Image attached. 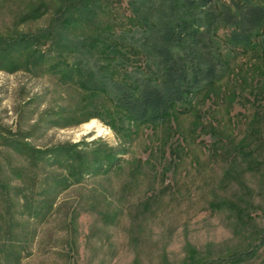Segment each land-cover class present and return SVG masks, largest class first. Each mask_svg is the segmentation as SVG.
<instances>
[{"label": "rangeland", "instance_id": "rangeland-1", "mask_svg": "<svg viewBox=\"0 0 264 264\" xmlns=\"http://www.w3.org/2000/svg\"><path fill=\"white\" fill-rule=\"evenodd\" d=\"M63 1L0 0V264H264L260 54L232 56L235 74L215 85L220 94L201 93L165 125L114 130L106 100L92 109L73 81L49 71L42 55L61 52L49 38L23 49L22 38L50 27ZM130 11L128 0H106L93 24L63 38L90 39L110 21L123 31ZM142 63L133 59L131 71ZM63 145L87 161L110 154L120 163L58 187L63 168L40 156L64 160L52 152Z\"/></svg>", "mask_w": 264, "mask_h": 264}, {"label": "trees", "instance_id": "trees-1", "mask_svg": "<svg viewBox=\"0 0 264 264\" xmlns=\"http://www.w3.org/2000/svg\"><path fill=\"white\" fill-rule=\"evenodd\" d=\"M105 2L64 0L50 27L22 38L21 43L24 50H34L49 38L51 46L61 50L57 57L42 55L49 71L73 81L92 109L100 99L106 100L113 110L106 112L111 119L107 122L114 130L130 133L132 127L156 129L174 119L181 109H190L201 93L203 100L217 96V91L219 95V86L217 89L215 85L235 74L234 69L230 70L232 56L254 52L264 62V3L255 0H128L131 15L123 31L110 21L102 27L94 26L96 31L90 39L81 37L68 43L63 38L69 28L93 24ZM223 27L229 33L223 39L217 38ZM259 34H263L261 45L254 42ZM125 39L131 45H124ZM11 46L14 48L16 42ZM78 52L83 57L91 55L92 61L83 64L76 56ZM137 58L144 64L131 71L133 59ZM76 147L63 145L54 149V154L64 156L61 161L40 156L47 164L63 168L65 175L58 187L64 184L66 189L71 182H79L94 166L101 173L120 163L110 154L106 159L104 154L101 160L93 156L88 161L82 156L83 160L77 156ZM46 154L51 152L43 155ZM37 216L35 211L30 217ZM14 238L7 239L9 247H13Z\"/></svg>", "mask_w": 264, "mask_h": 264}, {"label": "bare ground", "instance_id": "bare-ground-1", "mask_svg": "<svg viewBox=\"0 0 264 264\" xmlns=\"http://www.w3.org/2000/svg\"><path fill=\"white\" fill-rule=\"evenodd\" d=\"M93 124H94V123H90V124L85 125V126H84V129H85V130H90V129H92V128L94 127Z\"/></svg>", "mask_w": 264, "mask_h": 264}]
</instances>
